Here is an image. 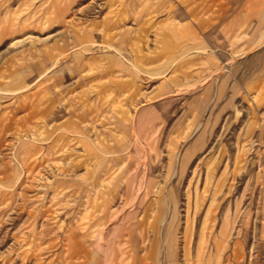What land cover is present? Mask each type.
Wrapping results in <instances>:
<instances>
[{
    "label": "rangeland",
    "instance_id": "1",
    "mask_svg": "<svg viewBox=\"0 0 264 264\" xmlns=\"http://www.w3.org/2000/svg\"><path fill=\"white\" fill-rule=\"evenodd\" d=\"M0 264H264V0H0Z\"/></svg>",
    "mask_w": 264,
    "mask_h": 264
}]
</instances>
